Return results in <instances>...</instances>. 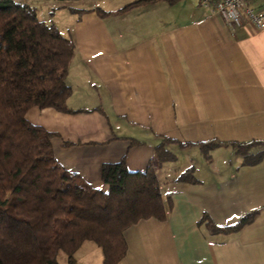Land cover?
Listing matches in <instances>:
<instances>
[{
  "label": "crops",
  "instance_id": "obj_1",
  "mask_svg": "<svg viewBox=\"0 0 264 264\" xmlns=\"http://www.w3.org/2000/svg\"><path fill=\"white\" fill-rule=\"evenodd\" d=\"M25 1L75 45L66 78L72 112L33 107L26 114L59 134L52 149L66 170L106 192L103 164L125 158L130 171H144L163 138L176 140L168 145L176 162L158 172L173 208L165 221L125 231L120 264H264V159L244 165L226 145L207 159L198 145L264 140V29L243 19L232 33L201 0L124 11L137 0ZM191 167L197 183L175 180ZM254 211L237 231L215 232L204 220L232 227ZM75 259L103 264V253L84 242Z\"/></svg>",
  "mask_w": 264,
  "mask_h": 264
},
{
  "label": "trees",
  "instance_id": "obj_2",
  "mask_svg": "<svg viewBox=\"0 0 264 264\" xmlns=\"http://www.w3.org/2000/svg\"><path fill=\"white\" fill-rule=\"evenodd\" d=\"M159 1L180 0H137L121 11ZM74 51L73 40L39 20L34 6L25 0H0V264H58L60 252L66 254V264H75L84 242L101 248L103 264H120L128 249L125 231L142 220L165 221L173 208L158 172L176 162L177 155L168 148L176 140L163 138L144 171H130L125 158L103 164L105 192L58 162L52 139L59 134L27 120L33 107L72 112L66 78ZM198 145L207 159L220 145L242 156L244 165L264 159V140ZM175 180L198 182L193 167ZM257 213L225 228L204 220L215 232H231L251 223Z\"/></svg>",
  "mask_w": 264,
  "mask_h": 264
},
{
  "label": "built area",
  "instance_id": "obj_3",
  "mask_svg": "<svg viewBox=\"0 0 264 264\" xmlns=\"http://www.w3.org/2000/svg\"><path fill=\"white\" fill-rule=\"evenodd\" d=\"M264 0H201V7L210 14L223 18L232 33L248 19L256 29H264V8L258 9L255 3Z\"/></svg>",
  "mask_w": 264,
  "mask_h": 264
},
{
  "label": "rangeland",
  "instance_id": "obj_4",
  "mask_svg": "<svg viewBox=\"0 0 264 264\" xmlns=\"http://www.w3.org/2000/svg\"><path fill=\"white\" fill-rule=\"evenodd\" d=\"M187 149H195V148H187ZM187 159H188V156H184V160L182 159L181 162L183 161L184 164H185V162H187ZM166 165H169V164H166ZM166 165H165L163 168H165ZM178 165H180V164H178ZM163 168H162V169H163ZM92 243H93V242H92ZM56 260H57V263H58V264H66V263H67V256H66L65 253L60 252V253L58 254Z\"/></svg>",
  "mask_w": 264,
  "mask_h": 264
}]
</instances>
